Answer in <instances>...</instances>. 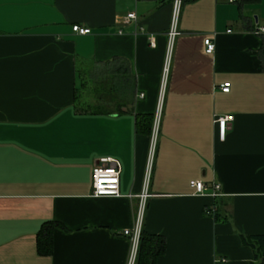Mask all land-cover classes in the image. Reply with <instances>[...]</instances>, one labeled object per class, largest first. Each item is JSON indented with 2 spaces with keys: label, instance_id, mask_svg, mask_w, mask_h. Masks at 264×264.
<instances>
[{
  "label": "crops",
  "instance_id": "0c3cea01",
  "mask_svg": "<svg viewBox=\"0 0 264 264\" xmlns=\"http://www.w3.org/2000/svg\"><path fill=\"white\" fill-rule=\"evenodd\" d=\"M171 9L172 0H0V264L127 263L123 230L143 186ZM261 27L264 0L182 1L141 227L164 240L155 264L254 258L240 235L264 234ZM146 115L150 132H139ZM216 115L232 116L223 138ZM102 159L120 165L119 196L91 194ZM191 180L219 184L226 221L205 213L215 199ZM46 222L59 224L50 253L37 247Z\"/></svg>",
  "mask_w": 264,
  "mask_h": 264
},
{
  "label": "built area",
  "instance_id": "2783aa9c",
  "mask_svg": "<svg viewBox=\"0 0 264 264\" xmlns=\"http://www.w3.org/2000/svg\"><path fill=\"white\" fill-rule=\"evenodd\" d=\"M183 0H172V9L170 16L169 28L166 33L167 37V46L165 52V59L162 69L161 81H160V92L157 102L156 111L153 117L152 128L149 137V146L147 151V157L145 162L144 177H143V186L139 194V202L135 211V218L132 228L124 229L123 235L127 236L130 240V253L126 264H135L138 250L139 237L141 233L142 220L144 216L146 198L148 194V183L150 179V174L153 165V159L155 154L156 147V137L159 130L160 123V114H161V104L162 96L166 86V80L168 75L169 62L172 52L173 43L175 37L179 34L178 30V18L181 9ZM235 1V0H228ZM136 15L134 12L128 13L124 16L123 20L125 22L135 21ZM72 31L78 34H87L90 32V29L87 27L79 26L77 24L72 26ZM255 33L264 34V28H258L255 30ZM206 46V52L210 53L214 49V43L211 39L206 38L204 40ZM230 87L229 82H224L219 86L220 90L223 92H228ZM232 119L231 115H216L214 116V123L218 127L219 136L223 138L227 123ZM105 162V163H104ZM119 177H120V165L118 161L114 159L109 160H100L92 168V185H91V194L93 196H119ZM190 186L194 188L196 194H209L213 199L218 198L220 194L219 184L213 183L208 187L201 180H191ZM208 188H210L208 190ZM215 210L214 204L206 207L205 212L212 214Z\"/></svg>",
  "mask_w": 264,
  "mask_h": 264
},
{
  "label": "trees",
  "instance_id": "16d2710c",
  "mask_svg": "<svg viewBox=\"0 0 264 264\" xmlns=\"http://www.w3.org/2000/svg\"><path fill=\"white\" fill-rule=\"evenodd\" d=\"M240 4L243 3H256L259 0H236ZM262 61V68L264 69V35H263V48L260 51ZM152 117L149 115L138 116L136 119V130L139 132H150ZM215 210L211 214L216 221H226L228 219L227 213L222 210L223 203L221 198L214 200ZM206 213V212H205ZM210 214V213H207ZM57 223L46 222L42 225L37 236V247L42 253H50L52 249V229ZM242 242L249 246L253 251V260L250 264H263L264 263V234L256 235H240ZM164 251V240L159 236L148 234L141 230L136 264H155L156 257Z\"/></svg>",
  "mask_w": 264,
  "mask_h": 264
}]
</instances>
